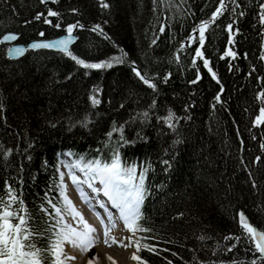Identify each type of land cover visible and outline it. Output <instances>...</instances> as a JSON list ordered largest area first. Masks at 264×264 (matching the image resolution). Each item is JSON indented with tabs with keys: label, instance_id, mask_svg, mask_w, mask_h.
<instances>
[{
	"label": "trees",
	"instance_id": "obj_1",
	"mask_svg": "<svg viewBox=\"0 0 264 264\" xmlns=\"http://www.w3.org/2000/svg\"><path fill=\"white\" fill-rule=\"evenodd\" d=\"M218 2L157 0L158 10L154 11L153 0H110L111 9L102 12L98 0H58L47 5L40 4L39 0H0V35L8 31L20 33V42H27L39 38L37 34L43 29L44 38L58 36L63 33L61 30L33 20L36 12H46L47 7H52L61 11L68 23L79 20L92 26L108 21L102 24L103 36L92 32L91 27L79 28L78 38L71 46L75 53L97 60L119 56L122 52L129 54L123 64L103 70H84L70 58L45 49L28 50L18 59H8L6 45L0 43V104L3 105L0 144L14 149L7 162L0 159V195L4 194V180L17 175L23 162L24 169L19 173L23 183L14 186L23 190L34 226L44 229L47 217L41 214L39 204L43 202L44 192L59 179L56 168L61 159L66 161L64 154L110 158L112 149L105 148L101 141L112 121H127L151 103V89L131 72L128 61L136 60L137 66L149 75L158 73L162 79L164 73H172L157 97L163 106L158 114L163 115L166 107H172L178 115L188 117L179 122L176 133L150 118V126L144 127L149 141H137L123 149L130 162L152 165L146 177L150 194L142 205L143 224L152 229L148 235L157 237L155 243L160 251L157 254L144 250L141 255L150 264H164V256L172 259L173 264H199L201 260L211 264L218 260L224 264H245L246 259L250 260L252 253L245 243L234 242L237 247L231 253L223 251L228 243L223 237L230 232L240 234L238 210H244L264 230V160L253 163L254 157L262 154L259 145L264 125L251 124L260 106L255 92L264 86L255 79L257 75H264L255 18L258 0H238L242 5L239 10L246 15L237 24L241 31L235 35L234 49L240 56L234 61L220 59L227 43L224 25L229 21L230 3L228 11L207 32L204 51L224 87L220 102L213 101L220 86L203 68L202 61L189 66L194 46L180 53L179 64L173 56L179 41ZM72 7L80 11L70 13L68 9ZM161 23L167 25L163 33L159 31ZM154 38L157 44L153 46ZM245 52L247 58H244ZM229 62L238 65L239 71H229ZM253 64L257 71L249 76ZM197 68L201 79L194 85L188 84L187 81L195 79ZM84 71L89 74L85 76ZM69 73L71 77L66 78ZM94 84L103 89L100 94L103 103L96 107L87 99ZM185 104L189 105L187 110ZM85 114L89 117L87 127L76 123ZM140 126V121H135L126 127L125 135L133 138ZM157 127L163 131L158 132ZM177 136L180 142L173 144ZM28 144L32 145L31 160L15 154L16 145L25 149ZM98 147L103 149L99 153ZM160 159L172 163L168 172L163 171L165 166L159 163ZM249 168L257 188L251 185ZM50 195L55 199L58 194L53 190ZM201 235L206 239L199 240ZM38 246H46V238ZM213 248H217L215 255ZM170 252L179 255L172 257Z\"/></svg>",
	"mask_w": 264,
	"mask_h": 264
},
{
	"label": "snow or ice",
	"instance_id": "obj_2",
	"mask_svg": "<svg viewBox=\"0 0 264 264\" xmlns=\"http://www.w3.org/2000/svg\"><path fill=\"white\" fill-rule=\"evenodd\" d=\"M39 2L42 5H47L49 3H57L58 0H39ZM156 3L157 0H153L154 11L158 10ZM229 3L231 4L229 21L224 25V30L227 32V43L224 51L220 53V59L230 58L231 61L237 59L240 53L234 49V45L236 44L235 35H238L241 31L237 27V24L239 18L246 15L245 11L239 10L242 5L238 0H227V3L226 0H219L208 16L195 22L189 34L179 41V46L173 53L176 63L179 64L181 62L180 53L186 48L191 50L194 46V53L191 56V65L189 66L195 65L197 61H202L203 68L207 70L212 80L220 86V90L213 97L214 102L221 101V93L224 91V87L217 72L211 65L210 58L206 56L204 49L209 28L215 25L218 18L228 11ZM98 7L103 12L106 9H111L112 5L110 0H98ZM255 8L256 27L258 28L257 36L259 38V60L264 62V0H258ZM68 11L70 13H77L80 10L79 8L72 7ZM63 17L64 14L61 11L54 10L52 7H47L46 12H36L33 17V20L42 21L43 24L52 26L64 33L54 39L44 38L46 34L43 29L37 34L39 38L32 39L26 43L20 42V33L8 31L0 35V42L9 44L6 49V56L8 58H19L27 50L49 49L70 58L77 66L84 70H103L125 62V58L129 55L127 52H122V55L119 56L113 55L98 60L87 58L86 54L75 53L70 48V45L76 39L74 29L84 28L85 25L80 23L79 20L68 23ZM27 23L29 21H25V24ZM107 23V20L97 22L91 26V31L103 36L105 35V31L102 24ZM166 27V24L161 23L159 25L160 33L165 32ZM156 44L157 39H152L151 45L154 46ZM117 47L119 46L117 45ZM243 55L244 58H247L248 54L245 52ZM128 62L131 66V72L143 85L151 89V103L142 111L129 116L127 121L122 123H117L115 120L112 121L109 130L104 134L105 139L101 141L105 148L110 147L112 149L110 158L106 159L101 155L88 158L83 154L69 152L68 156L73 158L71 161H64L63 167L67 169V179L70 180L72 185H75L76 190L87 202L91 203V199L84 192L83 185H87L94 193H103L104 197L107 198L106 202L100 199H96L95 201L96 204H99L101 208L106 210L105 215H101L100 212L96 213L100 225L103 227L104 243L108 244L110 240L116 242L115 238L110 235V231L116 223L115 212L118 214V219L123 222L124 228L131 233L127 237L130 243L123 245L124 247H134L135 250L131 253V259L136 264H150L149 260L143 258L141 253L147 250L149 253L158 254L160 251L158 245L155 243L157 237L148 235L152 232V229L143 224L144 213L142 205L145 203L146 196L150 194L146 177L152 165L150 162L147 166L139 161L130 162L125 157L123 149L135 145L137 141H149L150 137L144 133V127L150 126L148 123L150 118H154L157 124H162L167 129L176 133L179 122L188 117L186 115H178L172 107H166L164 109L165 114H158V109H161L163 106L158 103L157 97L160 94L161 86H167L169 83L172 76L171 72L164 73L161 79L158 73L149 75L146 71L139 68L136 60H129ZM228 68L229 71H239L238 65L231 62H229ZM256 71L257 66L253 64L248 75L251 76ZM88 74V71H84L85 76ZM71 75L69 73L66 78L71 77ZM200 79L201 72L197 68L195 79L189 80L187 83L194 85ZM255 79L258 83L264 84V75H257ZM102 91V87H98L95 84L92 85L87 94V99L92 107L103 103V98L100 95ZM255 99L259 101L260 106L258 107V113L251 120V124L254 127H259L264 125V86L255 92ZM188 107V104L184 105L185 110ZM0 108H3L2 104H0ZM137 120L140 121L141 126L137 129L135 136L129 139L125 135V129ZM76 123L87 127L89 124L88 115L85 114ZM51 126L53 128L56 127L55 124ZM71 126L70 123L69 127ZM157 131L162 132L163 129L157 127ZM114 134H116L115 138ZM252 139L255 140L256 136H253ZM260 139L261 143L259 147L262 154L255 156L253 163H259L264 160V135ZM179 142L180 140L177 136L173 144ZM31 149V144H28L25 149H20V146L16 145L15 154L21 156L23 159L31 160L32 157L29 154ZM102 150L99 147L96 149L97 153ZM166 151L168 150L166 149ZM13 153L14 149L12 147H5L3 144H0V159L7 162ZM44 163L47 164V161H44ZM159 163L165 166L163 169L165 172H168L173 166L168 159H160ZM241 164L242 166L244 164L243 158H241ZM23 169L24 164L21 162L17 169V175L10 176L3 182L4 194L0 195V264H69L70 260H75L77 257L67 253L66 246L79 249L81 253H88L99 239V233L97 228L85 219L84 215L76 208L72 199L67 194L69 185L65 179V172L60 167H57L56 171L59 179L43 194V202L39 204V210L43 216L47 217V223L44 229L41 230L33 224V217L29 213L28 206L23 198V190H18L14 186L17 183H23V179L19 176V173ZM248 172L252 187L257 188L256 179L252 176L250 168ZM97 182L99 186H97ZM53 190L58 194L55 199L50 195ZM109 205L111 208L108 207ZM178 215L183 216V213H179ZM237 216L241 228L240 234L236 235L230 232L224 236L223 239L228 243L223 248V251L231 253L237 247V243L234 242H242L245 243L248 251L252 253L250 260L246 259L245 264H264V230H259L257 226H254L246 216L244 210H240ZM138 234L142 235L138 236ZM45 238L46 246H38V242ZM198 239L203 241L206 237L201 235ZM119 243L123 244V241H119ZM217 248H219V245H217ZM217 248L212 249L213 255H215ZM164 251L170 250L165 249ZM170 254L172 257L179 255L177 252H170ZM107 259L113 261V257L110 255L107 256ZM180 259L183 260V257ZM163 260L164 264H173V260L169 259L168 256H164ZM87 264H100L95 253L90 254ZM199 264H211V262L201 260ZM216 264H224V261L218 260Z\"/></svg>",
	"mask_w": 264,
	"mask_h": 264
},
{
	"label": "bare ground",
	"instance_id": "obj_3",
	"mask_svg": "<svg viewBox=\"0 0 264 264\" xmlns=\"http://www.w3.org/2000/svg\"><path fill=\"white\" fill-rule=\"evenodd\" d=\"M86 189H88V192L92 193V191L87 187V185L84 186ZM69 197L72 199V197L70 196V194L68 193ZM96 196V198H93L91 197L90 199H93L94 202L96 201V199H100L101 201H103V198L102 196H98V195H102V193H95L94 194ZM73 203L75 204L76 208L84 215L85 219L88 220L89 223L93 224L94 227L97 228L98 230V233H99V240H102V237L103 236V227L100 225V222H99V219L97 218L96 216V213L97 212H100L101 215H105V212L106 210L101 208V206L99 204H94L92 205L91 203L85 201L86 203H80L79 201L77 200H73ZM99 207V209H96L95 207ZM114 216H116V223H115V226L111 229L110 231V235L112 237L115 238V241L118 240V241H121V237L122 239L124 237H128L131 233H129L127 231V229L124 228L123 226V222L121 220L118 219V214H116L114 212ZM123 232V234H120V232ZM127 232V235H126V232ZM96 241V242H97ZM110 242L114 243L113 241L110 240ZM117 243V242H116ZM96 244V243H95ZM120 244V243H119ZM118 244V245H119ZM113 245V244H112ZM101 248V247H100ZM101 250V249H100ZM99 250V251H100ZM119 251V250H118ZM93 253V252H92ZM123 253V252H122ZM100 254V253H99ZM72 255H75L77 258L74 260V262H72V264H86V260L88 261V259H85V258H82L81 255L78 257V254H72ZM117 255V254H116ZM129 255V254H128ZM103 256V255H102ZM128 256L126 255H120L117 256V260H118V264H124V262L126 264H133L132 263V259H131V255L130 257L128 258ZM99 259V258H98ZM113 264V263H112ZM117 264V263H116Z\"/></svg>",
	"mask_w": 264,
	"mask_h": 264
},
{
	"label": "rangeland",
	"instance_id": "obj_4",
	"mask_svg": "<svg viewBox=\"0 0 264 264\" xmlns=\"http://www.w3.org/2000/svg\"><path fill=\"white\" fill-rule=\"evenodd\" d=\"M65 179H66V182L69 184L67 177H65ZM120 234H123V232H120ZM126 235H127V232H126ZM101 237H102V240L97 241L96 244H94L93 248L90 249L88 253H81L79 251V249L72 248L70 246H66V252L69 253V254H73V253L74 254H78V257L81 255V257L85 258V259H89L90 254L93 252L99 258L100 264H112L113 262H114V264H116V263L118 264L117 256H119V254L120 255H126L129 258L131 253L135 250L133 246H129V247H124L123 246L124 244H129L130 243L127 240V237H124L123 239L121 237V241H123V244L122 243L119 244L118 240H116L117 243L116 242L112 243V242L109 241L108 244H105L104 243V237L103 236H101ZM109 255L113 257V261H109L107 259V256H109ZM72 262H74V260H70L69 264H72ZM85 263L87 264V260H86ZM132 263L136 264V262L133 261V260H132ZM124 264H126V263L124 262Z\"/></svg>",
	"mask_w": 264,
	"mask_h": 264
},
{
	"label": "water",
	"instance_id": "obj_5",
	"mask_svg": "<svg viewBox=\"0 0 264 264\" xmlns=\"http://www.w3.org/2000/svg\"><path fill=\"white\" fill-rule=\"evenodd\" d=\"M85 25V24H84ZM91 26L90 25H85V27L84 28H90ZM76 31H77V28L76 29H74V33H75V36H76V39L73 41V44L76 42V40H77V38H78V36H77V34H76ZM62 34H64V33H62ZM54 38H56V37H54ZM54 38H50V39H54ZM31 41V40H30ZM29 42V41H28ZM2 43H5V42H2ZM6 44H8V43H6ZM72 44V45H73ZM9 45V44H8ZM72 45H70V48H71V46ZM38 50V49H37ZM45 50H49V49H45ZM34 51V50H33ZM50 51H54V50H50ZM8 58V57H7ZM20 58V57H19ZM9 59H17V58H9ZM240 210H238V212H239ZM237 212V213H238ZM246 214V213H245ZM246 216H247V214H246ZM248 217V216H247ZM249 218V217H248ZM249 220H250V218H249ZM250 222H252L251 220H250ZM237 223H238V225H239V222H238V216H237ZM253 223V222H252ZM253 225L254 226H257V225H255L254 223H253ZM258 227V226H257ZM258 229L259 230H263V229H260L259 227H258Z\"/></svg>",
	"mask_w": 264,
	"mask_h": 264
}]
</instances>
